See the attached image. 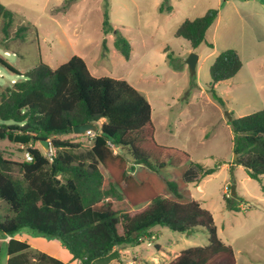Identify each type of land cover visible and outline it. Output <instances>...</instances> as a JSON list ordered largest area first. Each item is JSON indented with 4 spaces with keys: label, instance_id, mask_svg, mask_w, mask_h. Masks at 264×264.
Returning a JSON list of instances; mask_svg holds the SVG:
<instances>
[{
    "label": "trees",
    "instance_id": "16d2710c",
    "mask_svg": "<svg viewBox=\"0 0 264 264\" xmlns=\"http://www.w3.org/2000/svg\"><path fill=\"white\" fill-rule=\"evenodd\" d=\"M167 2L161 11H171ZM218 16V9H210L185 20L176 37L196 49ZM2 20L8 38L14 15L0 3ZM104 26L106 34L114 33V47L129 59L132 45L111 27L107 14ZM27 29L19 28L18 35ZM0 65L20 77L0 85V140L22 145L32 155V160L12 162L0 150V200L7 205V213L0 215V237L30 228L60 240L79 264H95L116 246L141 244L157 225L182 233L203 228L208 244L184 249L168 264H236L234 248L219 237L213 214L189 189L190 182L214 174L217 167H204L187 151L160 144L144 94L125 80L92 75L80 56L57 68L41 61L26 74L1 57ZM242 66L232 48L211 65L210 91L219 103L223 100L216 84L232 79ZM87 123L99 131L92 137L84 134L92 142L86 152L74 142L51 139L74 134L75 126ZM229 124L238 156L231 171L242 165L251 179L263 183L264 109L232 118ZM41 140L55 149L50 158L34 147ZM234 197L225 200L230 210L240 211L243 201ZM7 246L8 264H65L40 253L32 263L30 245L23 241L11 240Z\"/></svg>",
    "mask_w": 264,
    "mask_h": 264
},
{
    "label": "rangeland",
    "instance_id": "374dc122",
    "mask_svg": "<svg viewBox=\"0 0 264 264\" xmlns=\"http://www.w3.org/2000/svg\"><path fill=\"white\" fill-rule=\"evenodd\" d=\"M164 1L0 0L14 15L8 38L2 33L4 21H0V57L26 74L41 61L57 68L73 56H80L92 75L132 84L152 106L156 139L160 144L187 151L193 161L204 167H217L214 174L190 182L189 189L213 214L218 235L234 248L237 264H264V184L251 179L243 166L235 167L232 172L224 165L236 161L234 132L227 113L233 118L246 115L259 109L260 103L231 100L221 94L225 87L217 91L223 104L212 97L207 85L211 79L210 66L203 57L210 52L215 26L196 49L188 40L176 37V31L185 20H194L210 9H218L220 30L225 27L230 32V48L239 49L251 69L258 62L255 59L264 54V0H250V5L258 11L256 15L241 6L243 14L251 15L242 21L233 16L229 0H169L166 6H170L171 11H161ZM106 14L111 27L130 40L133 47L129 59L114 47V33H105ZM21 27L28 29L18 35ZM191 53L202 56L195 75L186 62ZM0 74L3 87L10 85L12 79L20 78L2 65ZM198 85L208 92L201 93ZM255 96L253 93V98ZM51 139L79 144L80 152L92 146L86 135L65 134ZM34 147L47 153L39 142ZM0 150L4 158L12 162L25 160L27 152L26 147L7 139L0 140ZM13 168V175L19 177L18 168ZM232 186L237 192L234 200L243 201L244 208L240 211L230 210L225 200L227 193L232 196ZM6 209L7 205L0 200V215L6 214ZM152 230L158 234L156 242L166 252L179 253L208 244L203 228H197L192 234L160 225ZM136 252L142 256H158L156 249L146 241L136 246ZM6 254L0 239V264H6ZM173 256L171 254L170 258Z\"/></svg>",
    "mask_w": 264,
    "mask_h": 264
},
{
    "label": "crops",
    "instance_id": "0c3cea01",
    "mask_svg": "<svg viewBox=\"0 0 264 264\" xmlns=\"http://www.w3.org/2000/svg\"><path fill=\"white\" fill-rule=\"evenodd\" d=\"M229 2H231V4L233 5L234 15L233 14L232 15L238 16L237 19H239L240 21H242L244 19L248 20L249 18H251L252 14L256 15L258 13L257 9H253V7L250 5L251 4L250 0H231V1L229 0ZM236 2H238V3H236ZM241 6L249 9L251 11L250 12L251 15H246L245 13L243 14V12L241 11ZM227 8L228 7H226V9ZM220 18L221 17L219 16L214 23L215 25L214 24L212 25V26H215L213 29L212 37H211L212 42L210 43V44H212V47H210V52L207 53L205 57H203L204 62L205 61L209 62L208 65L210 67L213 64V62L215 61L216 57L223 50H226V49L232 47V46H229L230 44L228 43V38L230 36V32H228L227 29H225V27L220 30V27H219ZM233 19H234V17H233ZM226 28H228V27H226ZM231 35L233 36L232 32H231ZM0 41H1V39H0ZM129 42H130V40H129ZM252 50H253V54H255L254 48ZM237 52L239 53V56H240L242 63H243L241 70L232 79L216 84L215 90L217 92L221 87H225L223 89V91H221V94L228 97L231 100L234 98L237 100H243V102L249 103V104L250 103H260V108L252 111L251 113L256 112L262 108L264 109V54L262 57L255 59V61H258V62L254 66H252V68L250 69L247 66V64L245 63L244 59L242 58L241 52L239 49H237ZM201 57L202 56L199 55L198 63L201 60ZM198 63H197L196 71L198 70ZM13 80L16 82L17 79H12L10 83H12ZM210 83H211V79H210V82L207 83L209 88H210ZM197 87L200 88L199 85ZM200 91L203 94H206L208 92L207 90H204L201 88H200ZM253 93H255V95H256L254 98H253ZM215 101H217V100H215ZM251 113H249V114H251ZM231 114H234L233 110H231ZM246 115H248V114H246ZM242 116H245V115L241 114V116H234V117L237 118V117H242ZM232 118H233V116H232ZM155 136H156V134H155ZM224 165H225V167H228L231 169V166L233 165V163H229V164L226 163ZM241 166L242 165H235L234 169H235V167L239 168ZM263 184H264V176H263ZM201 205H202V207H204L203 204H201ZM153 233H156V232L151 229L149 231V235L150 236L155 235L156 240H157L158 234L157 233L153 234ZM0 239L3 240V247L6 250V253L8 252L7 251L8 250L7 245L11 240L23 241V242H26L27 244H29L32 263L37 262L36 255L40 253V254H45L48 257H52L54 259H57V260L65 263V264H79L77 261L73 260V255L62 245L60 240H58L56 238H48V237L41 236V235L37 234V232H35V231H31V230L25 231V229H23L19 233L15 234L13 236L0 237ZM136 246L137 245L116 246L113 249V252L111 253V255H109L108 257L97 260L95 262V264H121L122 262H123V264H124V262L126 264H128L131 261H135V264H168L170 261H172L181 252V251L179 253L166 252V250H164V248L155 241V247L154 248L156 249L158 256H156V257L150 256L149 257V256H142L138 252H136ZM157 246H158V248H157ZM171 254H174V256L170 258ZM8 259H9V256L7 253L5 256L6 264H8ZM153 261L155 263H153ZM236 264H237V259H236Z\"/></svg>",
    "mask_w": 264,
    "mask_h": 264
},
{
    "label": "water",
    "instance_id": "95a60500",
    "mask_svg": "<svg viewBox=\"0 0 264 264\" xmlns=\"http://www.w3.org/2000/svg\"><path fill=\"white\" fill-rule=\"evenodd\" d=\"M198 59H199V56L196 53H191L190 56L188 57L187 61H186L192 75H195L197 72L196 69H197ZM227 114L229 115V120H231L232 117H231L230 113L228 112ZM73 131H74L75 135H84L88 131H94V132L99 131V127L94 123H87V124L75 126ZM39 143H40V145H42V147L44 148L45 151L49 150V147H50L49 141L41 140V141H39ZM234 159H236V160L238 159L237 154H234ZM236 193H237L236 187L232 186L231 187L232 196H235ZM187 233L192 234V231L191 230L187 231Z\"/></svg>",
    "mask_w": 264,
    "mask_h": 264
},
{
    "label": "built area",
    "instance_id": "2783aa9c",
    "mask_svg": "<svg viewBox=\"0 0 264 264\" xmlns=\"http://www.w3.org/2000/svg\"><path fill=\"white\" fill-rule=\"evenodd\" d=\"M5 54H6L7 56L10 55V53H9L8 51H6ZM0 77H2L1 74H0ZM14 82H15V81L13 80L12 83H14ZM87 135H88V136H91V137L94 136V131H88V132H87ZM46 152H47V153H45V154H46L47 157H49V158L55 154V149L51 147V143H50L49 150L46 151ZM25 159H27V160H32V155H31L29 152H26V154H25ZM227 196L230 197V194L227 193ZM144 241L147 242V245H148V246H153V247H155L156 236H155V235L148 236V237H146V238L144 239ZM128 264H135V261H131V262H129Z\"/></svg>",
    "mask_w": 264,
    "mask_h": 264
}]
</instances>
